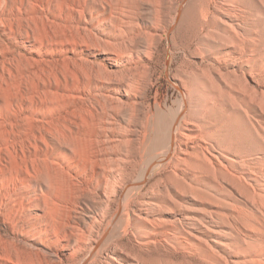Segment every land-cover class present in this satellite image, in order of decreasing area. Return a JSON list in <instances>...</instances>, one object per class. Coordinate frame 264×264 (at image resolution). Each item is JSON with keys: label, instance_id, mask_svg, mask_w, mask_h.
<instances>
[{"label": "bare ground", "instance_id": "bare-ground-1", "mask_svg": "<svg viewBox=\"0 0 264 264\" xmlns=\"http://www.w3.org/2000/svg\"><path fill=\"white\" fill-rule=\"evenodd\" d=\"M0 227V264H264V0H0Z\"/></svg>", "mask_w": 264, "mask_h": 264}, {"label": "rangeland", "instance_id": "rangeland-1", "mask_svg": "<svg viewBox=\"0 0 264 264\" xmlns=\"http://www.w3.org/2000/svg\"><path fill=\"white\" fill-rule=\"evenodd\" d=\"M163 43L164 44L160 48L159 53L153 58V61H152L153 65L151 64V68H152L151 69V74L153 76L152 79H153L154 87L149 92V95H150L149 97H150L151 103H152L154 108L156 107L155 106L156 105V99L158 98L159 102L163 103L164 109L167 110L169 108H177L176 107L177 102L180 100V91L178 89H176V85L178 84V81L175 80V75L178 73L177 70H179L181 68V66L183 65V63L185 62V59L183 61L184 57H182V54L179 53V52H177L176 55L172 59L166 58L167 57L166 53H168V51H169L168 36H167V38H165V41ZM189 60L191 62H195L196 61V59L192 60V58L189 59ZM199 66L200 65H198V67ZM153 68H155V69H153ZM214 203H216V204H214ZM208 206L210 208L204 209L203 207L190 206L189 204H185L184 208H182L180 210L182 212H191V213H194V214L201 215V214H205V213L207 214V213H209V211L216 212V211L219 210V208H222V206L223 207H230L227 204H225V202H223L221 200L210 201V203H208ZM82 207H83V213H81V216L86 221H90V219L94 215H96V213L98 212L95 208H93L92 206L88 207L85 203L83 204ZM112 214L114 215V210H112L111 212L108 213L107 222L100 228L99 232L96 234V239H102L103 238L104 231H105V229L107 227V223L112 220L111 219V217L113 216ZM2 229H3V227H0V230H2ZM126 240L127 239L125 238L124 241H126ZM82 257H83L82 255L80 257L78 256L79 259H81ZM155 259L156 258H154L153 259L154 261H152V262L154 263L156 260H158L159 263L157 262V263H154V264H165L166 263V260L163 257L162 258L161 257H157V259L156 260ZM152 262H150V263L153 264ZM169 262L170 261H167V264ZM177 262L180 263L181 261L180 260H173V261L171 260L170 264H172V263L176 264ZM84 264H87V263H84ZM193 264H197V263H193Z\"/></svg>", "mask_w": 264, "mask_h": 264}]
</instances>
